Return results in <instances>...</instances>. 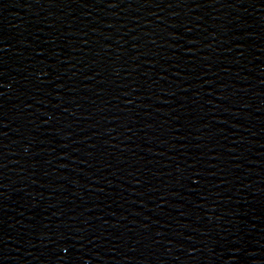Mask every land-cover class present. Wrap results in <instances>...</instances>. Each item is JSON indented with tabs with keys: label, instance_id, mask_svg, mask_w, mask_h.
<instances>
[{
	"label": "water",
	"instance_id": "water-1",
	"mask_svg": "<svg viewBox=\"0 0 264 264\" xmlns=\"http://www.w3.org/2000/svg\"><path fill=\"white\" fill-rule=\"evenodd\" d=\"M0 264H264V0H0Z\"/></svg>",
	"mask_w": 264,
	"mask_h": 264
}]
</instances>
